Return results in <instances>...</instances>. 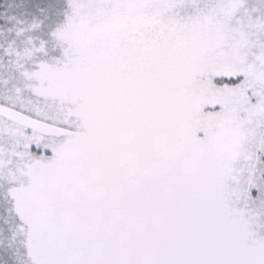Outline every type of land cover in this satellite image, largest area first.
<instances>
[{
  "label": "snow or ice",
  "instance_id": "1",
  "mask_svg": "<svg viewBox=\"0 0 264 264\" xmlns=\"http://www.w3.org/2000/svg\"><path fill=\"white\" fill-rule=\"evenodd\" d=\"M0 264H264V0H0Z\"/></svg>",
  "mask_w": 264,
  "mask_h": 264
}]
</instances>
